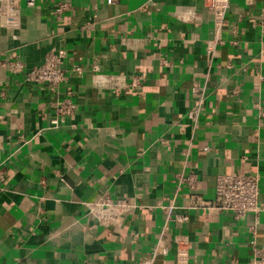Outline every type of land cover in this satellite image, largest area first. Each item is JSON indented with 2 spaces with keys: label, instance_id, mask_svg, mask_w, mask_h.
<instances>
[{
  "label": "crops",
  "instance_id": "crops-1",
  "mask_svg": "<svg viewBox=\"0 0 264 264\" xmlns=\"http://www.w3.org/2000/svg\"><path fill=\"white\" fill-rule=\"evenodd\" d=\"M57 1L16 0L20 27L0 28V60L17 54L30 67L64 46L67 66L87 67L57 87L0 68V264H143L160 237L167 252L154 264H177L176 235L190 241L186 264H249V225L264 246V35L252 25L264 0H230L212 61L202 0H71L55 21ZM91 65L140 84L98 86ZM196 83L205 99L193 122ZM67 92L75 111L52 127V105ZM190 172L207 203L218 174L257 173L259 215L236 220L190 203L175 182ZM105 195L129 203L116 227L86 214Z\"/></svg>",
  "mask_w": 264,
  "mask_h": 264
},
{
  "label": "built area",
  "instance_id": "built-area-1",
  "mask_svg": "<svg viewBox=\"0 0 264 264\" xmlns=\"http://www.w3.org/2000/svg\"><path fill=\"white\" fill-rule=\"evenodd\" d=\"M16 0H0V28L18 29L21 23V15L18 7L15 5ZM26 4L32 6L34 0H25ZM120 0H104L107 5H116ZM246 4H251L252 0H245ZM202 6L210 15L213 26V37L206 42L205 52L207 59H212L218 54V46L225 42L221 37L222 23L229 10L230 0H202ZM71 0H58L51 11V17L55 21H60L63 15L71 10ZM92 9H96V5H92ZM192 15H183L184 19H190ZM257 27L262 35H264V7L257 13V18L252 23ZM235 32V30H233ZM235 43V41H230ZM67 50L64 46H58L47 51L39 64L28 67L23 59L15 54L7 59L0 60V68L4 69L11 75H21L27 83L37 85H49L57 87L61 85L70 73L81 74L87 67L70 64L66 65L65 59ZM231 67V63H227ZM94 83L98 86L104 85L109 89L122 88L130 86L136 88L140 84V77L137 75L126 76L121 73H101L96 65H91ZM264 71V68H263ZM233 94L239 92L238 86L234 85L231 89ZM191 95L195 99V103L191 105L187 111V117L196 122L200 115V106L205 99V91L198 83L191 88ZM76 105L72 100L71 93L67 92L61 99L52 105L53 115L50 120L52 127H57L61 120L71 116L75 111ZM258 114L264 117V111L258 107ZM264 125V122L262 123ZM207 145L202 146L201 150L208 152ZM196 174L188 173L187 175H177L175 182L177 185L187 186L191 194L189 195L190 203L199 206H206L220 212H229L236 220H243L249 214L256 216L260 213L258 197L260 192V177L257 173H221L216 176L214 200L210 203L205 202L199 196L194 194V186L196 182ZM129 203L124 198H112L109 195L99 196L89 202L87 216L96 224L104 227H116L121 217L128 210ZM177 218L171 215L167 216V221H174ZM168 224L162 227V234L166 231ZM256 225H249L248 228V245L251 251L249 264H264V246L257 245ZM162 237L156 241L150 255L144 260L143 264H154L158 255L167 252V247L163 245ZM176 247L177 264H186L188 258V249L191 244L186 236L176 235L173 238Z\"/></svg>",
  "mask_w": 264,
  "mask_h": 264
}]
</instances>
